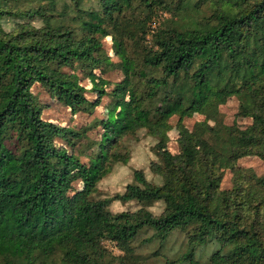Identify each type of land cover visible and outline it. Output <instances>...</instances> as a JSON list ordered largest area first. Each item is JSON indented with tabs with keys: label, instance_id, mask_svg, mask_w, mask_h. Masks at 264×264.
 <instances>
[{
	"label": "trees",
	"instance_id": "obj_1",
	"mask_svg": "<svg viewBox=\"0 0 264 264\" xmlns=\"http://www.w3.org/2000/svg\"><path fill=\"white\" fill-rule=\"evenodd\" d=\"M171 1L94 0L95 6L85 8L82 0H69L61 14L67 24L52 22L53 14L42 7L0 8V18L44 21L10 32L0 26V264H54L58 253L66 264H106L107 258L124 264L104 241L134 260L132 244L141 230L153 229L165 241L190 228L189 264H199L196 247L213 241L230 248L215 250L203 264H264V176L249 177L235 166L244 156L264 162V0H223L214 9V24L205 27L186 29L171 20L150 30L157 11L174 16ZM124 10L142 15L132 28L114 16ZM107 37L122 58L125 77L112 92L116 104L104 122V156L87 166L55 145L56 139L79 141L83 134L44 120L31 89L39 84L72 112L92 109L86 89L62 67L74 61L104 64L95 54ZM105 84L94 81L99 97L107 94ZM232 96L239 99L238 116L251 124L226 128L229 155L205 138L213 131L206 122L192 131L181 127L179 153L171 154L161 139L157 154L163 164H150L163 183L154 185L135 170L134 182L113 197L122 203L162 202V213L142 207L113 214L108 200L92 199L104 175L106 146L140 128L164 136L172 116L181 121L191 113L209 115ZM222 168L234 172L230 190H219ZM77 180L83 188L69 196Z\"/></svg>",
	"mask_w": 264,
	"mask_h": 264
},
{
	"label": "rangeland",
	"instance_id": "obj_2",
	"mask_svg": "<svg viewBox=\"0 0 264 264\" xmlns=\"http://www.w3.org/2000/svg\"><path fill=\"white\" fill-rule=\"evenodd\" d=\"M82 2L85 8L91 4L92 7L95 6L94 0H82ZM171 2L170 6L174 11V16L163 10L157 11L148 24L150 30L163 28L171 20L186 29L214 24V9L224 5L223 0H172ZM136 3L137 1L133 3L134 6ZM67 5H69V0H0V8L10 11L27 12L38 7L45 8L47 13L53 14L51 16L52 22L58 21V23L63 24H67V19L61 14ZM114 16L120 23H129L127 27L132 28L142 15L138 11L124 10L121 14H114ZM20 24L41 27L44 21L39 17L4 16L0 18V26L6 32L14 30ZM127 43L131 50L133 43L130 39L127 40ZM115 48L112 38L107 37L102 40V48L95 54V57L103 61L104 64L92 67L87 62L74 61L70 66L62 67L63 72L75 76L76 83L86 89L85 97L93 106L89 111H70L69 108L51 97L39 84L34 85L31 89L44 120L83 134L79 141L56 139L55 145L60 149H65L67 153L77 156L87 166H91L93 160L101 159L104 156L99 147L106 133L104 122L108 119L109 111L116 104V97L112 92L125 77L121 69L122 58L116 55ZM93 80L106 82L103 89L107 94L99 97V91H93ZM238 108L239 99L232 96L224 103L217 104L209 115L191 113L181 121L178 115L172 116L167 120L168 129L164 132V136L154 133L148 128H140L120 136L114 146L111 144L105 148L108 158L102 162L101 169L104 175L96 182L91 194L92 199L108 200V210L113 214L123 211H137L144 207L153 214L159 215L164 209L162 202L141 204L130 201L122 203L113 200V197L122 194L126 186L134 182L133 173L135 170H142L146 180L154 185L160 186L163 183L162 178L151 171L150 164H163L157 154V147L161 139L164 140L166 148L171 154L179 153L178 138L181 127L192 131L198 124L206 122L213 131L212 133L206 132L205 138L214 144L220 152L229 155L230 147L227 144L226 128L235 126L245 129L251 124L250 118L238 116ZM113 155L115 158L111 157ZM235 166L249 177L262 178L264 176V162L256 156L241 157L236 161ZM220 177L219 190H230L234 182V172L230 168H222ZM82 188L83 184L80 181L73 182L69 196ZM191 230L192 228L185 231H175L165 241L159 240L153 229L141 230L132 244L134 260L126 257L113 242L104 241L102 245L112 256L121 257L124 264H166L167 261L189 264L186 255L190 248L188 235ZM229 248V246L222 247L218 242L213 241L196 247L193 251V257L199 264H203L215 250L226 252ZM109 259H106V264L120 263L119 260ZM54 261L56 262L54 264H66L60 253L56 254Z\"/></svg>",
	"mask_w": 264,
	"mask_h": 264
}]
</instances>
